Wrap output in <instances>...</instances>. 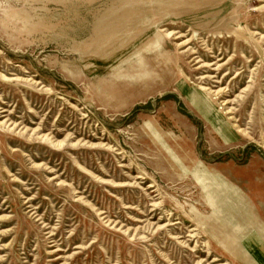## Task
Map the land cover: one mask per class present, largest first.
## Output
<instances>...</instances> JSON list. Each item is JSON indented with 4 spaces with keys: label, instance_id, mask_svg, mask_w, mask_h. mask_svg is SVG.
<instances>
[{
    "label": "rangeland",
    "instance_id": "1",
    "mask_svg": "<svg viewBox=\"0 0 264 264\" xmlns=\"http://www.w3.org/2000/svg\"><path fill=\"white\" fill-rule=\"evenodd\" d=\"M0 264H264V0H0Z\"/></svg>",
    "mask_w": 264,
    "mask_h": 264
},
{
    "label": "trees",
    "instance_id": "2",
    "mask_svg": "<svg viewBox=\"0 0 264 264\" xmlns=\"http://www.w3.org/2000/svg\"><path fill=\"white\" fill-rule=\"evenodd\" d=\"M171 97H173L175 100H177L179 103H180V101H179V99H178V97L176 96V95H172ZM181 104V103H180ZM181 106V108H182V105H180Z\"/></svg>",
    "mask_w": 264,
    "mask_h": 264
},
{
    "label": "bare ground",
    "instance_id": "3",
    "mask_svg": "<svg viewBox=\"0 0 264 264\" xmlns=\"http://www.w3.org/2000/svg\"><path fill=\"white\" fill-rule=\"evenodd\" d=\"M197 59V58H196ZM228 111H230V109L228 110ZM230 113H232V112H230ZM231 118H233V116L231 117ZM8 124V123H7ZM12 125H14V127L16 126V124H14V123H12ZM239 131H243V129H239ZM45 136V135H44ZM45 138V137H44Z\"/></svg>",
    "mask_w": 264,
    "mask_h": 264
}]
</instances>
